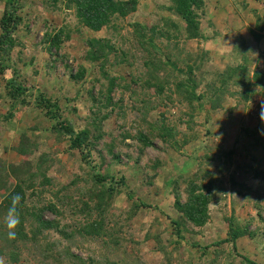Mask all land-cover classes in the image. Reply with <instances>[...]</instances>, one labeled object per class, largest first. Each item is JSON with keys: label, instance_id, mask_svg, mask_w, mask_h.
Returning a JSON list of instances; mask_svg holds the SVG:
<instances>
[{"label": "rangeland", "instance_id": "rangeland-1", "mask_svg": "<svg viewBox=\"0 0 264 264\" xmlns=\"http://www.w3.org/2000/svg\"><path fill=\"white\" fill-rule=\"evenodd\" d=\"M4 1L0 0V17ZM136 1L135 12L113 19L108 27L99 32H91L78 24L73 9H67L61 3L17 0L22 22L14 34L15 46L10 53L13 75H10L27 87L38 89L57 100L62 108H76L75 116L71 117L80 126L92 118L98 122L102 115L107 114L108 117L102 120L101 131L113 140V155L117 154L119 158L115 163L113 155L104 154L105 165L101 171L106 175L122 176L125 184L136 192V197L153 205L154 210L141 208L128 220L131 201L120 195L113 201L115 225L109 223L104 226L106 235L92 238L80 234L78 230L87 218L77 212L80 208L77 200L82 198L87 201L90 195L82 196L89 189L84 183H71L80 173L77 158L65 151L68 146L66 141H57L56 136L47 130L48 122L41 112L9 108L6 100L0 97V115L7 114L8 120L0 121V183H10V186L7 185L9 188L16 184L11 166L27 170L25 177L37 169L44 170L51 184L42 189L37 184L41 177H36L35 187L27 192L26 206L29 211L30 207L38 211L49 203L55 205L57 212L44 210L41 216L44 220L57 222V229L70 236L63 238L55 228L42 231L36 242L20 247L17 251L19 262L16 264H87L89 259H103L101 264H167V256L171 258L170 264H187L190 260L194 264H239L244 258L264 264V177L255 176L264 175V121L260 119L264 88L254 84L251 99L242 103L239 102V94L235 93H242L243 86L230 84L228 93L234 95L226 94L218 108L213 109L208 96L201 102L188 104L176 96L173 85L176 78L187 77L183 74L186 64H189L185 55L205 60L202 66L193 69L190 77L199 81L196 94L206 91V83L218 82L219 75L229 65L248 63V84L254 72L264 74V40L256 43L254 35L249 32L250 29L259 32L255 29L258 15L263 20L260 33L264 34V0H204V7L198 14L203 11L199 22L207 39L185 43L183 22L168 9L171 0ZM171 23L177 28L171 29ZM137 24L145 25V30L136 27ZM60 27L67 29L70 38L57 50L52 48L48 52L46 35ZM152 27L155 28L153 36L150 32ZM171 31L174 33L167 35ZM139 34H145V39L152 38L159 49L151 56L155 62L159 60L174 65L173 68L166 65L157 73L161 81L166 77L168 82L163 95L167 99L149 116L159 118L163 115L166 124L174 129L173 136L167 144L156 140L153 148H144L142 152L133 139L119 142L121 134L130 131L134 135L139 125L135 122V112L131 111L130 92L141 89L131 85V80L134 76L146 78L152 72L141 65L147 55H141L135 43ZM172 35L175 38H167ZM92 38L108 41L116 48L131 43L126 45L127 64H113L112 54L103 69L98 62L86 61L87 40ZM80 69L84 71L82 79L70 77ZM102 71L116 79L108 106H105L108 82ZM122 85L129 86V90L121 88ZM168 89H172L171 93ZM7 91L0 74V94ZM144 93L150 106L157 103L152 90ZM118 99H122L123 103V120L117 113ZM63 116H67L66 112ZM23 135L31 145H35V151L29 149L33 152L31 155L22 156L17 152L19 147L27 144L26 140L22 141ZM114 136L116 138L113 139ZM96 149H102V141ZM40 155L46 158L45 163L38 165ZM156 161L160 162V167L154 175L151 167ZM184 179H193L205 186L211 183L212 200L208 206L207 224L202 228L186 224V230L181 232L179 239L169 224V218L176 219L179 215L172 206L171 193L174 187H178L181 200H185L184 184L181 183ZM8 190L0 191V202ZM56 194L58 197L67 195L70 200L66 199L64 204L58 202L54 197ZM229 221L240 227L246 225L250 233L235 242L236 252L229 243L212 246L227 238ZM35 226L33 218L29 217L24 230L31 235ZM8 251L6 249L0 256V264H12ZM65 254L72 259H65Z\"/></svg>", "mask_w": 264, "mask_h": 264}, {"label": "trees", "instance_id": "trees-1", "mask_svg": "<svg viewBox=\"0 0 264 264\" xmlns=\"http://www.w3.org/2000/svg\"><path fill=\"white\" fill-rule=\"evenodd\" d=\"M51 2L53 4L61 3L67 9H73L75 13L74 16L78 24L91 32H99L103 28L108 27L113 19L124 18L130 13L135 12L137 4L136 0H51ZM202 7H204V0H171V6H169L168 9L183 22L182 34L185 37V41L183 43L193 40L197 42L206 41L207 35L204 30H201L199 22V17L202 15L203 11L198 14V11L202 10ZM243 7H245V4H243ZM241 9L243 10V8ZM18 11L19 6L17 0L4 1L3 11L0 17V74L4 80V88L8 91L0 94V97L6 100L9 104V108L19 107L29 111L41 112L43 114V118L48 122L49 127L47 130L56 136L57 141H66L68 146L65 151L68 155L77 158L76 162L80 173L75 176V181L71 183L75 185L78 184L77 182L84 183L89 189H87L85 194L82 196L87 193L90 195L87 201H83L82 198H78L77 200L80 204V208L77 212L79 214H84L87 218L85 219L86 223L78 230V232L84 236L92 238H99L106 235L104 226L109 225V223H113L115 225V221L113 220V213H115V211L112 210L114 207L113 201L120 195L125 196L131 201L129 215L126 214L128 220L132 219L141 208L153 211V205L146 204L136 197V192L125 184V179L122 176H118L117 174L106 175L101 171L105 165L104 154L112 156L115 148L113 140L101 131L102 120H105L108 117L107 114L102 115L97 120L98 122H95V119L92 118L88 119L85 125L80 126L78 123L73 122V118L71 117L72 115L75 116L77 112L76 108L70 106L62 108L57 100L47 97L42 94L40 90H33L31 87H27L23 83L14 79L12 76L13 65L10 61V53L15 46L14 34L22 22ZM255 22V29L259 32H254L252 29H250L249 32L252 36L254 35L253 38L255 42L259 43L260 40H264V34L261 35L260 33L263 20L257 15ZM170 26L172 27L171 29L177 28L176 25L172 23ZM136 27H139L141 30H145V25L137 24ZM154 31V27L150 28V32L152 33L151 36L155 34ZM173 33L174 32L171 31L167 35H171ZM158 34H156V36ZM145 36V34L137 35L135 37V43H137L138 50H141V55H147V58L144 59L143 57L141 65L146 69H150L152 72L148 73L146 78H137V76H134L131 80V85H135L136 87L138 86L141 91L130 92L133 103V105H131V111H134L136 114L135 122H138L139 124L138 130L134 135H132L130 131H125L120 135L119 139V142H122L124 139H133L137 142L140 152H142L144 148H153L156 140L160 141L162 144H167L168 140L172 138L174 133L173 127L166 124V120L163 115H160L159 118H149L150 112H152L155 107L162 106L163 102H165L164 100L167 99V97L163 95L168 82L166 77L164 78V81H161V79L157 76V73L162 71L166 65H169L172 68L174 65H170L168 62L164 63L159 60L158 62H155L153 60L154 57L151 56L152 54L155 55L159 49L156 45H154L152 38L145 39ZM69 38L70 35L65 27H60V29L54 31L53 33L47 34L45 38L48 42L47 51L50 52V49L52 48L57 50L60 45H62V43ZM167 38H175V35H172V37L167 36ZM125 44L131 45L129 42ZM126 45L116 48L114 45L109 44L108 41H100L93 38L89 39L87 40L88 50L86 52V61H89L90 63L98 62L100 63V69H103L102 66L108 61L109 55L112 54L114 55L113 64H127L126 58L128 55L126 52ZM185 57L187 59L186 62L189 64H186V72L183 74L187 77L184 79L176 78L173 85L176 96L186 100L188 104H191L193 101L201 102L204 97L208 96V98H210L208 101L212 108L216 109L226 94H229V96L234 95L233 93H228V86L230 84L238 85L240 88L243 86L242 93L235 94H239V102L246 103L253 95L251 87L254 84L264 88L263 73L254 72L250 81L251 83H246V70L248 68V63L245 62L241 65L227 66L222 74H218L220 76L218 82L211 81L206 83V91L203 94H196L199 81H195L193 76L192 78L190 77L193 74V69L196 67L198 68L200 65L202 66L205 63V60L203 57L192 55H185ZM130 64L131 63L128 65ZM106 74L107 73L102 71L103 77L108 82L105 89V106H108V104L111 103L110 93L112 92V88L115 86L116 79L110 78ZM83 76V69H80L74 75H70L71 78L78 80L82 79ZM121 88L127 91L129 90V86L127 85H122ZM148 90H152L155 97H157V103L155 105L150 106V101L145 97L146 94L144 91ZM169 91L171 93L172 89H168V92ZM92 100L97 104V101H95L94 98ZM68 102H70V100H68ZM116 105H118L117 113L119 118L123 120L125 112L122 110V99H118ZM65 112L67 116H63ZM3 120L8 121L7 114L2 116L0 115V121ZM114 138L116 137L114 136L113 139ZM22 141L27 142V144H24L25 147L23 148L19 147L17 152L22 156L33 154V152L29 149L35 151L33 148L35 145H31L24 135L22 136ZM99 141H102V149H96V145ZM20 143L23 144L21 141ZM45 158L46 157L40 155V157H38V165L45 163ZM118 158L119 156L117 154L113 155V161L115 163H118ZM159 167V161L152 164L151 170L154 171V175L157 173ZM10 169L12 170L11 174H13L16 184L13 188H9L8 186H10V183L5 181V183H0V191L9 189L0 202V256L4 254L6 249H9L7 252L9 262L16 264L19 262V255L17 251L20 247H23L27 243L36 242L37 236L42 231H48L55 228L57 233H59L63 238H69L70 236L62 229H57V222L44 220L41 216L44 210H53L57 212L55 205L49 203L48 205L41 207L38 211L32 209V207H30L29 211L26 206L27 192L35 187V183L37 182L36 177H41V181L37 184L42 189L51 184L50 178L45 176V171L37 169L35 173H31L28 177H25L27 170H21L16 165L14 168L11 166ZM255 176L257 178L262 176L264 177L262 174H256ZM7 177L8 176H6V178ZM185 180L186 179L181 182L184 184V201L181 200L179 189H177L178 187H174V191L171 193L173 198L172 206L179 215L176 219L169 218V224L174 230V235L179 239H181V232L186 230V224L196 228H202L207 224L209 220L208 206L212 200L211 183L205 186L203 184L195 183L193 179ZM57 194L54 197L58 202L64 204L66 199L70 200V197L67 195L58 197ZM16 195L20 197L15 205L20 222L14 229L16 232L15 237L10 239L8 237L9 229L6 226L5 218L9 208L12 206V197ZM92 200H94V203ZM29 217L33 218L34 224L36 225L34 229H31V235H28V233L24 230V224ZM228 224L227 238L213 243L212 246L229 243L232 245V250L236 252L235 242L240 238L249 236L250 233L248 232L246 225L240 227L233 221H229ZM194 246L195 245H193V247ZM159 248L163 251L162 246ZM207 248L203 247V249ZM64 258L67 260L72 259L71 256L66 254L64 255ZM165 260L167 261V264H170L171 258L167 256L165 257ZM102 261L103 259L100 261L89 259L87 264H101ZM192 261L193 260H190L187 264H194ZM239 264L256 263L244 258Z\"/></svg>", "mask_w": 264, "mask_h": 264}, {"label": "clouds", "instance_id": "clouds-1", "mask_svg": "<svg viewBox=\"0 0 264 264\" xmlns=\"http://www.w3.org/2000/svg\"><path fill=\"white\" fill-rule=\"evenodd\" d=\"M260 119L261 121H264V103L261 104ZM19 199L20 197L18 195L12 197V206L9 208L7 216L5 218L6 226L9 229L8 237L10 239L15 237L16 232L14 231V229L20 222L19 215L15 207Z\"/></svg>", "mask_w": 264, "mask_h": 264}]
</instances>
